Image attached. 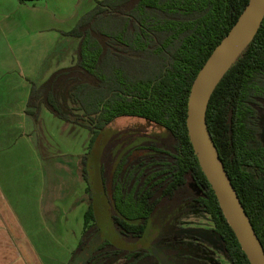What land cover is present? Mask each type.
Masks as SVG:
<instances>
[{
	"label": "trees",
	"instance_id": "trees-1",
	"mask_svg": "<svg viewBox=\"0 0 264 264\" xmlns=\"http://www.w3.org/2000/svg\"><path fill=\"white\" fill-rule=\"evenodd\" d=\"M249 1L100 0L67 32L79 38L76 61L42 84L32 81L26 109L36 124L45 107L55 117L87 128L93 135L91 151L101 131L120 117H139L165 128L164 137L132 144L154 148L149 156L121 161L125 174L115 204L131 213L117 217L116 224L121 230L136 229L128 233L137 235L148 221L155 223L167 213L159 236L175 246L178 214H210L215 226L209 231L220 236L231 264L251 263L200 165L187 116L199 71ZM207 122L264 245V20L215 88ZM87 182L90 191L94 183ZM93 202L68 264H111L114 259L112 251L97 255L99 221Z\"/></svg>",
	"mask_w": 264,
	"mask_h": 264
},
{
	"label": "crops",
	"instance_id": "crops-1",
	"mask_svg": "<svg viewBox=\"0 0 264 264\" xmlns=\"http://www.w3.org/2000/svg\"><path fill=\"white\" fill-rule=\"evenodd\" d=\"M98 1L0 0V264H67L73 255L72 246L58 257L53 254L54 213H71L84 201L88 185L80 176V158L72 156L87 153L88 133L82 150L73 153L65 142L56 147L53 138L58 132L68 141L88 129L55 117L45 107L39 127L26 109L32 81L42 84L75 62L79 38L67 32ZM55 169H71V182H59ZM25 213L36 216L26 221ZM60 217L64 225L68 218ZM43 219L49 220L41 225Z\"/></svg>",
	"mask_w": 264,
	"mask_h": 264
},
{
	"label": "flooded vegetation",
	"instance_id": "flooded-vegetation-1",
	"mask_svg": "<svg viewBox=\"0 0 264 264\" xmlns=\"http://www.w3.org/2000/svg\"><path fill=\"white\" fill-rule=\"evenodd\" d=\"M135 130H128L125 132H118L114 139L109 144L113 147L110 149V153H106L105 147L102 150L101 161L95 167L92 174L93 182L97 181V191L99 195H102V204L107 207V214L110 217V228L101 229L98 225L96 229V244H98V252L103 253V257L113 252L114 259L111 264H117L122 261L121 264H162L157 253H162L167 257L169 264H225L223 261H227L231 264L230 260L222 252L221 238L218 234L209 231L210 229L202 227H187L182 224V220L188 216L194 214L190 213L186 216H179L176 220L177 227L180 236L174 243L167 245V240L162 239L160 235V227L167 224V213H161L160 219L155 223L148 221V226L140 234L130 235L128 232L135 231L136 229L121 230L117 226V217H126L129 213L127 210H119L116 207V192L118 184L123 182L125 169L121 168V161L123 159H141L145 156H149L148 152L152 147L142 148L137 145L138 142L154 141L155 138L161 137L160 133H145L141 135L137 140L135 136L137 132ZM142 132V131H140ZM129 133V134H128ZM144 133V132H142ZM164 137V136H162ZM115 141V142H114ZM114 142V143H113ZM137 142V143H136ZM136 143L135 145H132ZM116 149V150H115ZM147 149V150H146ZM154 149V148H152ZM108 156L112 158L111 162H108ZM122 166V165H121ZM97 194V196H99ZM96 198V195H95ZM99 202V199H98ZM143 216V215H142ZM151 216V215H150ZM144 215L145 217H150ZM100 223V222H99ZM153 225H152V224ZM194 230H199L194 232ZM201 230V231H200ZM114 233H118L120 238L113 241ZM203 236H212L210 239L203 238ZM93 237V238H95ZM172 249L170 250V247ZM70 262V261H69ZM68 262V263H69ZM67 263V264H68Z\"/></svg>",
	"mask_w": 264,
	"mask_h": 264
},
{
	"label": "water",
	"instance_id": "water-1",
	"mask_svg": "<svg viewBox=\"0 0 264 264\" xmlns=\"http://www.w3.org/2000/svg\"><path fill=\"white\" fill-rule=\"evenodd\" d=\"M263 20L264 0H250L238 22L199 71L191 89L187 116L190 140L200 165L251 264H264V245L219 155L208 126L207 109L220 80L252 41ZM157 254L162 264H169L164 254Z\"/></svg>",
	"mask_w": 264,
	"mask_h": 264
},
{
	"label": "rangeland",
	"instance_id": "rangeland-1",
	"mask_svg": "<svg viewBox=\"0 0 264 264\" xmlns=\"http://www.w3.org/2000/svg\"><path fill=\"white\" fill-rule=\"evenodd\" d=\"M78 53V47L76 50ZM77 55V54H76ZM76 61V57L73 58V62ZM39 127H42V123L38 124ZM54 130H55V125L53 126ZM128 130H135L133 133L137 132V134L135 135L138 139L141 135H144L145 133H160L162 135H166V133L168 134L167 130L163 127H161L160 125L153 123L149 120L143 119V118H139V117H120L115 119L109 126L107 129H105L104 131H101L100 136L97 138V141L95 142L94 148L91 151V147H90V142L92 139V132H89L88 130H83V134L80 137L77 138H68V141H66L61 135L58 134V132H55V136L53 138V140L55 141V146L58 147V143H64V146H66V148H68L69 150H71V152H79V150H82L81 147V143L84 142L85 139V135L84 133H88L87 135V147L85 148V150L87 151L86 154L82 155V154H77V155H73L72 157L74 158H80V162H81V168H80V176L82 178V181L84 180V182L87 180H90L91 182H93V177L92 174L94 173V167L101 161V154H102V150L105 147V151L106 153H110L111 152V148L113 147L112 144H109L107 146V144L109 142H112L114 139H112L113 136L118 137L116 134L118 132H125ZM56 131V130H55ZM118 131V132H117ZM144 133H142V132ZM129 134V133H128ZM91 135V136H89ZM115 142V141H114ZM113 142V143H114ZM60 149V147H58ZM45 149V148H44ZM43 149V150H44ZM116 150V149H115ZM85 152V151H84ZM60 152H58V149L56 148V150L54 149V154L57 155ZM57 158V157H56ZM58 160V159H56ZM59 161V160H58ZM108 162L112 161V158H110L108 156L107 159ZM70 162V161H68ZM56 171L54 172V177L57 178V180L59 181L62 178L67 179V185L69 184V182H71L70 180V176L71 173L73 174V171L71 169H63L62 170H58L55 169ZM94 177H95V173H94ZM57 182V181H56ZM60 182V181H59ZM94 183V182H93ZM57 185V183H56ZM88 185V182H87ZM62 186V185H61ZM74 187V185H73ZM78 190V189H76ZM58 191V188H57ZM56 191V192H57ZM84 191V190H83ZM97 191V181H95V183L92 186V189L89 191L88 190V186L86 188L85 192H82V196H84V201L82 202L81 207H77L76 209L71 210V213H54L56 214L57 217V224H56V228H55V239H56V245L55 247H52V249L56 250L53 251V254L55 257H58L61 255V253L63 252V248L65 247H69L72 246L73 248V252L76 250L77 246H78V242L79 240H81V237L84 233V216L85 213L89 207V204L91 202V200H94V207H95V213H96V217L98 219V221L100 222L99 225L101 226V229H106V228H110V217H108L107 214V207L102 204V195H99ZM74 192V190L72 191ZM79 193H81V191H78ZM58 193H55L54 195L56 196ZM97 194L99 196H97ZM96 195V198H95ZM99 199V202H98ZM76 210V211H75ZM39 214V213H38ZM62 214H66V217L68 219H65L64 221V225H61V217L60 215ZM25 215V220L28 221L29 219H27L28 216L30 215H34L35 214H24ZM49 219H43L41 220V225H44V223H46ZM182 224L184 226L187 227H202V228H207L210 229L214 226V222L212 220V217L210 214H206V213H202V212H196L190 216H188L187 218H185L184 220H182ZM113 241H115L116 239L120 238V235H118V233H114L113 234ZM34 236H42V234L40 233H36V235ZM42 240V239H41ZM52 241V238H51ZM77 243V245H76ZM75 247V248H74ZM65 250H68L67 248H65ZM52 254V251L49 253ZM53 256V257H54ZM225 264H229L227 261H223ZM122 261L117 262V264H121Z\"/></svg>",
	"mask_w": 264,
	"mask_h": 264
}]
</instances>
